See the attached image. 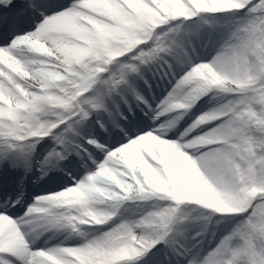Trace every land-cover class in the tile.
<instances>
[{
  "label": "snow or ice",
  "instance_id": "snow-or-ice-1",
  "mask_svg": "<svg viewBox=\"0 0 264 264\" xmlns=\"http://www.w3.org/2000/svg\"><path fill=\"white\" fill-rule=\"evenodd\" d=\"M0 264H264V0H0Z\"/></svg>",
  "mask_w": 264,
  "mask_h": 264
}]
</instances>
